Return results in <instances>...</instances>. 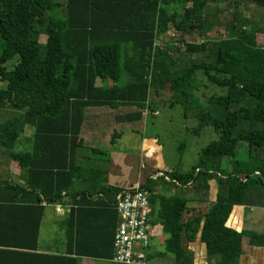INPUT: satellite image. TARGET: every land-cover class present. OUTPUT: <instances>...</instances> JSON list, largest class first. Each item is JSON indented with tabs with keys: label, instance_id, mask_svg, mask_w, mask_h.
I'll return each instance as SVG.
<instances>
[{
	"label": "trees",
	"instance_id": "16d2710c",
	"mask_svg": "<svg viewBox=\"0 0 264 264\" xmlns=\"http://www.w3.org/2000/svg\"><path fill=\"white\" fill-rule=\"evenodd\" d=\"M205 1L0 0V109L18 112L0 145L29 172L27 189L0 185V264H78L72 256L94 255L41 251L44 204L60 203L74 184L91 108L132 109L124 119L131 124L145 113L154 117L160 103L182 105L185 118L196 114V132L212 129L218 140L201 150L196 177L167 174L172 180L181 185L201 176L219 180L227 190L219 202L230 207L243 205L246 192L264 184V160L254 154L264 148V48L258 45L264 31L248 29L244 2L231 0L248 26L237 32L230 26L228 38H212L202 20ZM171 32L178 39L164 44ZM202 34L205 40L197 41ZM211 86L224 95L199 96L202 87ZM26 127L34 130L32 150L17 152ZM226 159L231 172L223 169ZM90 200L83 194L76 205L93 204ZM150 201L154 224L168 236L167 255L187 258L182 242L199 233L207 254L218 257L216 264H239L245 238L228 227L230 211L213 208L185 223V199L159 195ZM114 256L113 243L106 257Z\"/></svg>",
	"mask_w": 264,
	"mask_h": 264
},
{
	"label": "crops",
	"instance_id": "0c3cea01",
	"mask_svg": "<svg viewBox=\"0 0 264 264\" xmlns=\"http://www.w3.org/2000/svg\"><path fill=\"white\" fill-rule=\"evenodd\" d=\"M133 112L126 108H91L86 111L81 134L82 146L77 153L79 171L63 200L47 207V210L52 209V221L48 225L53 228L56 241H53V245H44L41 232V251L65 256L70 250H80L94 255L72 256L78 258V264H115L106 256L110 254L120 223L115 207L116 193L139 185L148 186L151 196H178L185 199V223H193L213 208L230 211L228 227L243 233L245 238L239 264H264V184L249 189L243 205L234 207L219 202V198L227 197V190L221 187L219 180L201 176L196 183L181 185L170 176L196 177L199 165L188 168L187 155L181 148L174 145L167 152L161 139L146 138L139 133L137 128H142L143 124L146 126V122L153 119L151 114L143 116L139 122L131 123L137 128L128 130L130 123L124 119ZM156 114L154 117L159 116V112ZM17 115L18 112L13 108L0 109V141L9 129V122ZM33 137L34 130L26 127L16 143V151H31ZM28 174V170L21 168L10 152L0 145V185L14 184L27 189ZM102 190L109 197L103 195ZM83 194L88 195L90 201L100 203L93 202L79 208L76 202ZM73 211L74 215H71ZM46 216L47 211L42 230L47 222ZM154 222L155 217L151 222L154 228L149 264H216L218 257L207 254L199 233L192 234V239L185 237L182 242L183 248L189 253L187 258L177 261L174 256L167 255L168 236L163 227ZM197 227L191 229L196 230ZM160 237H164L165 250H153V240Z\"/></svg>",
	"mask_w": 264,
	"mask_h": 264
},
{
	"label": "rangeland",
	"instance_id": "374dc122",
	"mask_svg": "<svg viewBox=\"0 0 264 264\" xmlns=\"http://www.w3.org/2000/svg\"><path fill=\"white\" fill-rule=\"evenodd\" d=\"M205 1V0H203ZM237 1V0H236ZM244 2V17L249 19L251 29L253 25L259 30L264 31V6L258 3L257 0H240ZM208 3L204 9V16L202 18L203 23H206L207 29L209 28V36L212 38H228L231 35L230 26H235V31H239L241 27L246 24L240 17L236 16V8L231 0H206ZM179 10V9H178ZM247 28V24L245 25ZM173 39H178V36L173 32L167 34L163 38V43H169ZM197 41L205 40L204 34L198 35L195 38ZM46 37H41V44H45ZM258 45L264 48V34H258ZM17 65V61L10 62L7 67L12 70ZM0 87L3 88V84L0 83ZM213 92H217L220 96L224 95V91L213 88L205 89L202 87L199 96L212 95ZM165 103V102H164ZM160 103L159 116L150 118L146 122V126L143 124L142 128L138 129L135 124H129L128 130L137 128L140 134L145 135L146 138H156L163 141V146L167 148V152L173 149L176 145L181 148L182 145L185 148H181L185 152L187 163L186 166L191 168L193 165H199L201 160V150L207 148L213 142L218 140V137L212 131L208 129L202 132H196L199 125L198 119L195 118L196 114L192 113L190 117H184V108L182 105H178L175 109H172L169 104ZM157 115V114H156ZM147 117V114H143ZM249 131L254 128L249 127ZM129 137V136H127ZM254 154L261 160H264V148L254 149ZM231 160L226 159L224 161L223 169L231 171ZM185 166V165H183ZM52 209L47 210L46 221L42 230V241L44 245H53V241H56L53 228L49 227L48 223L52 221ZM166 237V236H165ZM154 248L165 250L164 237L155 238L153 240Z\"/></svg>",
	"mask_w": 264,
	"mask_h": 264
},
{
	"label": "built area",
	"instance_id": "2783aa9c",
	"mask_svg": "<svg viewBox=\"0 0 264 264\" xmlns=\"http://www.w3.org/2000/svg\"><path fill=\"white\" fill-rule=\"evenodd\" d=\"M150 197L151 192L139 185L116 195L115 207L120 223L114 241L113 263L149 264L154 228L151 223L153 207ZM44 206L48 207V204Z\"/></svg>",
	"mask_w": 264,
	"mask_h": 264
}]
</instances>
